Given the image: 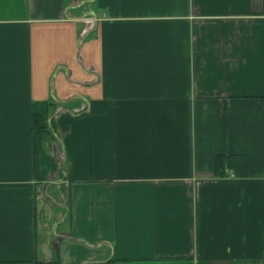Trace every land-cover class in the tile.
Returning <instances> with one entry per match:
<instances>
[{"label": "crops", "instance_id": "obj_1", "mask_svg": "<svg viewBox=\"0 0 264 264\" xmlns=\"http://www.w3.org/2000/svg\"><path fill=\"white\" fill-rule=\"evenodd\" d=\"M54 242L264 264V0H0V264Z\"/></svg>", "mask_w": 264, "mask_h": 264}, {"label": "trees", "instance_id": "obj_2", "mask_svg": "<svg viewBox=\"0 0 264 264\" xmlns=\"http://www.w3.org/2000/svg\"><path fill=\"white\" fill-rule=\"evenodd\" d=\"M53 111V108L51 107L50 103H34V107L32 110V127L39 128V127H47L51 128L55 132V125L52 119H49L50 113ZM68 213V208L67 212ZM57 244L54 242V248H53V257L51 260V264H58L59 262V256H58V249Z\"/></svg>", "mask_w": 264, "mask_h": 264}]
</instances>
